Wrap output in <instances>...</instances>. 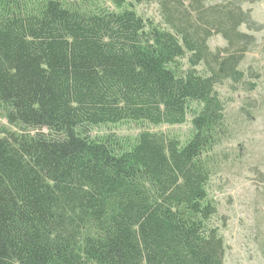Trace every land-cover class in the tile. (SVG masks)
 <instances>
[{
	"label": "trees",
	"instance_id": "obj_1",
	"mask_svg": "<svg viewBox=\"0 0 264 264\" xmlns=\"http://www.w3.org/2000/svg\"><path fill=\"white\" fill-rule=\"evenodd\" d=\"M66 0H0V264H225L212 221L214 151L228 135L216 87L239 85L259 31L245 4L159 1L163 23ZM221 36L227 49L211 51ZM184 143L122 123L184 125ZM47 131L45 133L44 131Z\"/></svg>",
	"mask_w": 264,
	"mask_h": 264
},
{
	"label": "rangeland",
	"instance_id": "obj_2",
	"mask_svg": "<svg viewBox=\"0 0 264 264\" xmlns=\"http://www.w3.org/2000/svg\"><path fill=\"white\" fill-rule=\"evenodd\" d=\"M66 1L93 11L118 12L110 0ZM127 3L143 19L163 23L159 1L127 0ZM244 10L251 13L259 31L241 29L255 39L240 66L244 82L236 85L224 81L216 87L225 104L228 135L214 151L217 166L209 184V196L218 208L212 223L225 240L224 263L264 264V0L245 4ZM209 47L217 52L227 49L228 44L221 36H214ZM4 130L18 131L0 118V137ZM144 131L165 134L185 143L193 131L192 117L178 126L127 122L103 126L94 128L91 137L132 139Z\"/></svg>",
	"mask_w": 264,
	"mask_h": 264
}]
</instances>
